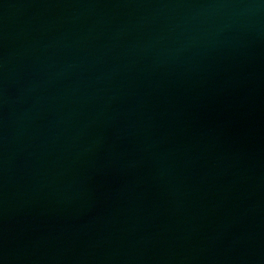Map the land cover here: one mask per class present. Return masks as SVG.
Masks as SVG:
<instances>
[{
  "label": "water",
  "instance_id": "water-1",
  "mask_svg": "<svg viewBox=\"0 0 264 264\" xmlns=\"http://www.w3.org/2000/svg\"><path fill=\"white\" fill-rule=\"evenodd\" d=\"M0 264H264V0H86L0 42Z\"/></svg>",
  "mask_w": 264,
  "mask_h": 264
}]
</instances>
